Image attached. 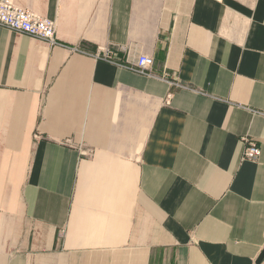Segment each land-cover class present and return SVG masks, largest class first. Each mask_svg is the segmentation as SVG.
Masks as SVG:
<instances>
[{
    "label": "crops",
    "instance_id": "crops-1",
    "mask_svg": "<svg viewBox=\"0 0 264 264\" xmlns=\"http://www.w3.org/2000/svg\"><path fill=\"white\" fill-rule=\"evenodd\" d=\"M8 1L0 264H264V0Z\"/></svg>",
    "mask_w": 264,
    "mask_h": 264
},
{
    "label": "built area",
    "instance_id": "built-area-1",
    "mask_svg": "<svg viewBox=\"0 0 264 264\" xmlns=\"http://www.w3.org/2000/svg\"><path fill=\"white\" fill-rule=\"evenodd\" d=\"M0 27L12 33L27 36L49 46L57 45L55 39V24L53 21L43 18L29 10L19 8L8 0H0ZM95 58L126 67L127 69L141 74L149 75L153 65V59L146 55H138L131 62L119 61L113 49H99ZM245 148L242 160L254 162L260 155L259 147L253 141H244Z\"/></svg>",
    "mask_w": 264,
    "mask_h": 264
}]
</instances>
